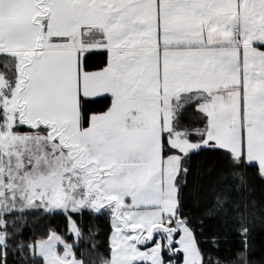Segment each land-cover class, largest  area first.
Segmentation results:
<instances>
[{"label":"snow or ice","instance_id":"obj_1","mask_svg":"<svg viewBox=\"0 0 264 264\" xmlns=\"http://www.w3.org/2000/svg\"><path fill=\"white\" fill-rule=\"evenodd\" d=\"M258 244L264 0H0V264H264Z\"/></svg>","mask_w":264,"mask_h":264},{"label":"trees","instance_id":"obj_2","mask_svg":"<svg viewBox=\"0 0 264 264\" xmlns=\"http://www.w3.org/2000/svg\"><path fill=\"white\" fill-rule=\"evenodd\" d=\"M32 219H39V217L34 216V217H32ZM45 223H47V221H45ZM91 224H92L94 229L99 230L101 240H102L104 238V236L106 235V233L108 232V219H107V217H101L98 219H93L91 221ZM43 227H44V224H38L36 226L35 231L39 232L40 230L43 229ZM261 257H264V246H261L258 244L257 248L255 250L254 259L260 260Z\"/></svg>","mask_w":264,"mask_h":264}]
</instances>
